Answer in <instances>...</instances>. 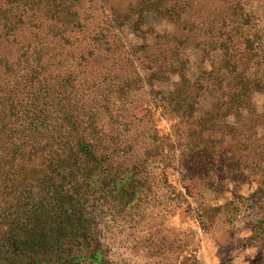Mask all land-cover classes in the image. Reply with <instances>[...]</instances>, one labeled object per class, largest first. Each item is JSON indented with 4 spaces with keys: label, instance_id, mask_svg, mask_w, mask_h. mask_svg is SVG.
<instances>
[{
    "label": "trees",
    "instance_id": "16d2710c",
    "mask_svg": "<svg viewBox=\"0 0 264 264\" xmlns=\"http://www.w3.org/2000/svg\"><path fill=\"white\" fill-rule=\"evenodd\" d=\"M75 1L66 9L86 8ZM221 1L225 11L220 21L215 20L216 8L208 11L213 18L201 15L204 0L155 3L160 14L175 16L178 28L188 29L187 39H199L192 43L220 55L211 70L203 71L207 83L198 86L223 92L218 101L198 104L180 87L163 98L164 107L194 132L209 122L219 124L232 149L244 143L239 131L245 121L256 129L252 142L264 139L259 136L264 105L259 108L255 99L264 95V0ZM53 2H0V264H75L81 256L68 257L70 250L64 257L60 242L81 238L87 245L91 225L85 212L98 203L106 206L103 200L111 195L129 205L139 201L137 176L147 157L174 151L176 142L165 133L168 146H153L154 140L137 146L146 135L136 127L141 117L132 95L138 88L127 78L107 81L113 65L119 66L118 48L123 47L108 38L111 23L90 29L88 16L80 18L77 9L68 19L22 13L52 10ZM195 7L199 13L185 14ZM113 14L121 15L115 9ZM170 65L173 70L171 61L160 70ZM179 75H186L183 67ZM220 147L194 151L201 169H213L227 155ZM225 158L228 168L231 161L241 164L233 150ZM102 255L95 249L93 264H108Z\"/></svg>",
    "mask_w": 264,
    "mask_h": 264
},
{
    "label": "rangeland",
    "instance_id": "374dc122",
    "mask_svg": "<svg viewBox=\"0 0 264 264\" xmlns=\"http://www.w3.org/2000/svg\"><path fill=\"white\" fill-rule=\"evenodd\" d=\"M54 1L52 10L22 13L68 19L75 17L77 9L80 18L88 16L90 29L111 23L108 38L122 42L124 48H118L121 64L113 65L107 81L127 78L125 82L138 88L132 95L138 100L136 111L141 117L136 127L146 135L137 146L143 147L153 140V146L167 145L165 133L176 139L174 151L169 149L164 156L147 157L144 170L137 176L142 183L139 201L125 204V198L121 202L114 194L103 200L106 206L98 203L90 207L85 212L91 225L87 245L81 238L60 242L67 252L64 257L71 250L68 257L81 256L75 264H93L90 256L98 249L108 264H264V139L261 143L252 142L256 129L245 121L239 131L244 143L231 149L219 124L213 126L209 122L194 132L189 124H178V118L164 107L163 98L170 97L169 92L175 94L180 87L188 100L196 98L198 104L212 105L218 101L223 92L205 86L198 89L207 83L203 71L211 70V64L220 60L217 49L204 51L202 45L192 43L199 39H187L188 29L178 28L175 16L160 14L156 0H79L86 6L84 9L76 5L66 9L65 4H76L75 0ZM204 1L201 15L213 18L208 11L216 8L215 20L220 21L225 11L222 1ZM113 9L121 15H112ZM169 61L174 63V69L170 65L160 70ZM107 64L111 65L110 60L104 62L105 67ZM63 65L66 63L62 62ZM181 67L186 73L184 77L179 75ZM255 99L261 108L264 95L257 94ZM259 136L264 138V129H259ZM213 146L227 151L223 158L233 150L235 161L241 164L233 165L231 161L228 168V159L222 158L213 169H201L194 151ZM140 150L145 153L144 148ZM11 211L15 212L14 206ZM58 259L63 258L60 255Z\"/></svg>",
    "mask_w": 264,
    "mask_h": 264
}]
</instances>
